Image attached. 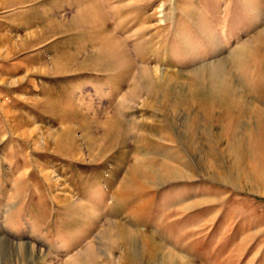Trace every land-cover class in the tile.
Listing matches in <instances>:
<instances>
[{"label":"rangeland","instance_id":"1","mask_svg":"<svg viewBox=\"0 0 264 264\" xmlns=\"http://www.w3.org/2000/svg\"><path fill=\"white\" fill-rule=\"evenodd\" d=\"M0 264H264V0H0Z\"/></svg>","mask_w":264,"mask_h":264},{"label":"bare ground","instance_id":"2","mask_svg":"<svg viewBox=\"0 0 264 264\" xmlns=\"http://www.w3.org/2000/svg\"><path fill=\"white\" fill-rule=\"evenodd\" d=\"M218 70V69H217ZM215 74V73H214ZM218 74V73H217ZM217 77H219V76H217ZM225 78V77H224ZM225 81V80H224ZM244 106V105H243Z\"/></svg>","mask_w":264,"mask_h":264}]
</instances>
